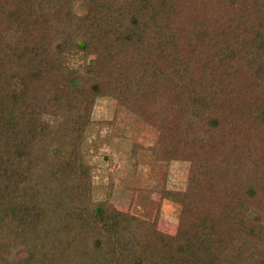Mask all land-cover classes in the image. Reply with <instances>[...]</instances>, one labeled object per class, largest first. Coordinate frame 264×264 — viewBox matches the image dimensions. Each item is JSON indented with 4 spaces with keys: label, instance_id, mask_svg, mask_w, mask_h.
Listing matches in <instances>:
<instances>
[{
    "label": "trees",
    "instance_id": "1",
    "mask_svg": "<svg viewBox=\"0 0 264 264\" xmlns=\"http://www.w3.org/2000/svg\"><path fill=\"white\" fill-rule=\"evenodd\" d=\"M103 96L159 132L152 191L181 204L176 233L144 198L152 219L115 205L114 176L96 198ZM172 160L189 162L185 190L166 184ZM252 209L264 0H0V264H264Z\"/></svg>",
    "mask_w": 264,
    "mask_h": 264
},
{
    "label": "rangeland",
    "instance_id": "2",
    "mask_svg": "<svg viewBox=\"0 0 264 264\" xmlns=\"http://www.w3.org/2000/svg\"><path fill=\"white\" fill-rule=\"evenodd\" d=\"M75 9V16L78 18L89 11V7L84 3L77 4ZM43 117L46 121L52 119L47 114ZM92 118L97 122L112 121V124H105L106 126L104 125L101 130L104 143L100 154L90 157V162L94 165L93 181L96 186V198L105 195L110 177L114 176L111 200L115 205L123 210L140 214L145 219H152L154 217L136 212L134 209L138 199L144 198L147 203L155 206V210L160 208L157 227L168 233H176L181 204L163 198L156 190L152 191L157 186V181L162 178V174L155 173L157 170L155 166L159 162L155 160L152 150L158 141L159 132L140 119L128 106H121L120 102L111 96L97 98L92 110ZM94 127L93 135L98 126ZM134 153H137V158ZM189 167L187 161H170L166 180L169 189L187 188ZM250 213L251 217L264 222V212L252 209Z\"/></svg>",
    "mask_w": 264,
    "mask_h": 264
}]
</instances>
